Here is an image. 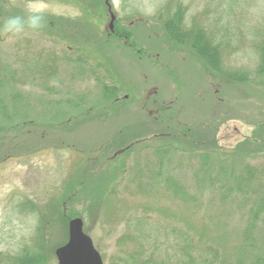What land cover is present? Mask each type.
I'll return each instance as SVG.
<instances>
[{
	"label": "rangeland",
	"instance_id": "rangeland-1",
	"mask_svg": "<svg viewBox=\"0 0 264 264\" xmlns=\"http://www.w3.org/2000/svg\"><path fill=\"white\" fill-rule=\"evenodd\" d=\"M29 4L42 10V26L5 32L8 19L27 17ZM181 25L226 41L225 64L252 79L236 83L203 69ZM117 27L130 36H118ZM259 42L264 0H0V253L12 257L34 243L58 264L56 249L79 217L104 264H187L189 250L174 230L214 212L207 202L218 198L191 180L200 160L189 153L211 151L218 170L217 152L204 145L216 141L226 152L231 197L241 198L235 178L245 163L264 165ZM42 50L59 57L49 89L41 78L31 83ZM146 164L161 175L150 178ZM137 174L152 195L145 196L149 186L138 189ZM169 177L194 197L189 212L156 195L167 192ZM104 198L126 205L117 220L103 217ZM124 234L131 239L119 242Z\"/></svg>",
	"mask_w": 264,
	"mask_h": 264
},
{
	"label": "trees",
	"instance_id": "trees-1",
	"mask_svg": "<svg viewBox=\"0 0 264 264\" xmlns=\"http://www.w3.org/2000/svg\"><path fill=\"white\" fill-rule=\"evenodd\" d=\"M234 3L237 2H233L232 6ZM124 29L125 28L117 29L118 36H130V32L125 29L128 32L125 31L127 33L125 34ZM169 29L173 32V28L170 25ZM184 29L186 30L183 31L184 35L182 39L184 38V40H181L183 42L188 41L192 43L194 51H196L198 57L202 61L203 69L207 70V72H211V69L213 71L215 70L229 81L236 83L249 82L250 79H252L248 74L251 72L244 71L243 69L232 71L225 64L223 59L224 50L222 46L228 44L226 41L225 44H221V42L216 40V37L212 40L211 36L205 29L188 27ZM176 32L177 31L174 30V33ZM214 40L217 41L216 44L213 43ZM263 43L261 42L258 46L259 49H261L262 62L260 66L257 67L256 74L260 77L264 76V46L261 47ZM71 48L78 51L80 49L75 45ZM43 55V50L39 51L38 56L41 61L44 60V63L40 67V71H32L30 75L32 78L31 83L38 82L37 80H40L41 78V81L45 80L46 82L43 86L49 89V77L55 72V70L57 71V61L59 60V57L56 54L55 57L53 55L43 57ZM87 57L92 58L93 55H88ZM23 76H25V74H23ZM11 80L23 85L28 81L27 79L17 81L18 79L15 78L14 74H12ZM261 82L264 84L262 79L259 80V83ZM36 85H38V83ZM183 132L186 133V130L183 129ZM185 138L188 139L187 137ZM204 145H209L214 152H217L216 154H218L220 158V160L216 162V164H219L218 170L214 169L211 151H203L199 154H197V152H191L189 155H195L194 158H199L200 166L193 172V175L190 178H192V181L196 180V183L199 185L202 183L200 180H203L205 182L204 185L207 184L211 186L214 195L218 196L216 199L218 201L212 198L207 202V206L212 205L213 207H216L214 212L211 211L208 214H202L201 217L197 218L196 222L195 220L190 221L189 216L184 221V224L186 225L185 227H177L174 230L184 241V246L189 250L185 251V254L183 253L184 256L188 258L187 264H264V165L256 166L249 163H243V169L235 178L238 188H240L242 192L241 198L237 195L231 197L227 191L232 180L231 172L228 171V163L226 161H221L222 158L226 156V152L219 151V148L216 146V141L214 140H209L207 144ZM231 156L234 155L232 154ZM144 158L146 159L148 156L144 155ZM240 159L242 160V158ZM210 161L212 162L210 163ZM143 170L145 173H148L150 178H154L155 175L160 174H155L156 172H153L147 164L144 165ZM202 172L203 174L205 172L206 176L205 178L201 177L200 179L199 175ZM135 178L139 181L137 184L138 189L143 188L144 191V187H150L145 189L144 193L147 194L145 196L152 193L150 190L151 183H142L140 174H137ZM165 185L167 186V192L163 193V195L156 193V195L158 194L157 196L164 198L168 195L173 200L176 199L182 201L189 212L190 203H195V199L187 193L188 191L185 186L175 177L167 178ZM231 189L232 188H229V190ZM106 199L104 198L103 204ZM234 200H238L240 203H236ZM106 202L107 203L105 204L108 205V210L105 212L103 211V217L105 215V218L108 221L117 220L119 218L120 209L122 211V209H125L126 205L120 201L109 205L110 203L108 204V199ZM247 207H249V209L246 211V214H244ZM155 211L161 216H165L167 210L163 207H157ZM76 215L80 216V213H76ZM243 215H246V218L240 220L241 217H244ZM169 216L167 217L169 218ZM172 216L175 215L172 214ZM236 218L239 219L238 223H236ZM233 220H235V225L233 224ZM255 234H258V237H256ZM238 236H242L243 242L238 240ZM40 238H42L43 241V237ZM130 239L131 238L127 234H124L119 238V242H126ZM247 243L248 246H246ZM260 251L263 252L260 253ZM50 257L51 256L45 252L44 248H41V245L39 247L32 243L22 248L12 257L5 255V253H0V264H51ZM125 264L129 263L126 261ZM138 264H143V261H140Z\"/></svg>",
	"mask_w": 264,
	"mask_h": 264
},
{
	"label": "water",
	"instance_id": "water-1",
	"mask_svg": "<svg viewBox=\"0 0 264 264\" xmlns=\"http://www.w3.org/2000/svg\"><path fill=\"white\" fill-rule=\"evenodd\" d=\"M55 253L58 264H104L93 239L84 231V222L79 217L70 220L69 239Z\"/></svg>",
	"mask_w": 264,
	"mask_h": 264
},
{
	"label": "clouds",
	"instance_id": "clouds-1",
	"mask_svg": "<svg viewBox=\"0 0 264 264\" xmlns=\"http://www.w3.org/2000/svg\"><path fill=\"white\" fill-rule=\"evenodd\" d=\"M14 2V0H13ZM42 10L34 8L32 4L27 6V17L16 16L8 19L4 24V31L19 35L27 29H37L42 26Z\"/></svg>",
	"mask_w": 264,
	"mask_h": 264
},
{
	"label": "flooded vegetation",
	"instance_id": "flooded-vegetation-1",
	"mask_svg": "<svg viewBox=\"0 0 264 264\" xmlns=\"http://www.w3.org/2000/svg\"><path fill=\"white\" fill-rule=\"evenodd\" d=\"M111 28H112V25H111Z\"/></svg>",
	"mask_w": 264,
	"mask_h": 264
}]
</instances>
